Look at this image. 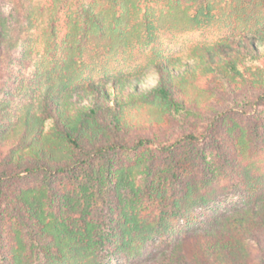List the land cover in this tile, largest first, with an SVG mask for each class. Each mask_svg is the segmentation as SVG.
<instances>
[{"label":"trees","instance_id":"obj_1","mask_svg":"<svg viewBox=\"0 0 264 264\" xmlns=\"http://www.w3.org/2000/svg\"><path fill=\"white\" fill-rule=\"evenodd\" d=\"M78 2L0 0V52L40 25L52 65L38 112L0 131V264H264V26L196 46L191 67L161 52L158 33L209 19L211 1L196 0L193 16L182 0H106L99 10ZM141 46H152L160 81L128 101L133 79L110 77L103 62ZM202 77L222 89H200ZM238 91L239 103L201 107L207 94L227 102ZM140 101L196 128L185 123L170 141L131 138L127 111ZM229 194L244 198L232 214L161 239ZM152 204L159 215L142 217Z\"/></svg>","mask_w":264,"mask_h":264},{"label":"rangeland","instance_id":"obj_2","mask_svg":"<svg viewBox=\"0 0 264 264\" xmlns=\"http://www.w3.org/2000/svg\"><path fill=\"white\" fill-rule=\"evenodd\" d=\"M105 1L79 0L78 3L83 6L94 2L96 10H99L101 7L103 8ZM209 1L215 7L209 19L203 17L200 24L193 26L188 23L182 28H167L158 33L161 52L174 59L181 58L182 61L188 62L191 67H195L197 60L191 56V53L196 46L212 45L216 41L229 36L238 38L243 33L256 36L264 26V0ZM182 2L183 5L190 7L189 13L192 16L197 13L196 0H182ZM43 30V26L40 25L35 26L30 31L26 30L25 35L19 41L8 40L0 52V131L4 132L10 124L17 121L19 114L27 109H31L33 114L38 112L40 100L46 86L49 84L52 68L50 55L46 53L47 49L45 48L48 33ZM66 30L67 26L63 24L59 34V42L63 41ZM151 49L152 46H141L124 56L112 58L109 61L104 60L103 62L110 73V77H131L133 79L132 83L123 91V96L128 101H136L134 96L137 93L153 89L160 81V75L150 63ZM56 59H59V56ZM135 69H138V74L132 76ZM184 71L185 67H179L175 70L176 73H183ZM137 79H140V82L137 83L135 88ZM199 86L200 89L205 90L216 87L222 89L220 82L212 84V80L206 77L199 79ZM241 94L242 91H238L237 95L224 94L227 102L220 100L219 96L207 94L210 102L206 103L204 102L205 98H202L201 107L207 109L209 105H214L221 108L236 101L239 103L242 101ZM76 98L75 95L74 100ZM114 98L112 96V100ZM83 103L87 104L88 101L83 100ZM138 103L139 106L136 109L127 111L131 138L141 134L153 135L161 141H170L181 135L182 130L185 129V123H189L187 127L191 130L196 128L192 127L196 124L195 120H179L170 116L162 118L151 104L142 103L141 101ZM52 126L53 121L48 120L45 132L50 131ZM0 134L2 133L0 132ZM133 160L135 161L136 158ZM228 180H223V187L229 185ZM227 181L228 183H226ZM76 185H80V183ZM218 189L220 188L218 187ZM121 193L123 207L127 212L132 213L131 199H133V195L130 188L122 187ZM243 204L244 198L242 196L229 194L209 208L194 211L184 218L180 225L177 224L168 236H162L161 239L173 241L179 234L183 235L188 231L200 229L213 219L232 214ZM147 207L148 209L142 212V217L152 220L159 215L160 208L158 206L152 204ZM100 208L103 209L104 205ZM150 214L152 215L149 216ZM117 263V260H113L109 264Z\"/></svg>","mask_w":264,"mask_h":264}]
</instances>
